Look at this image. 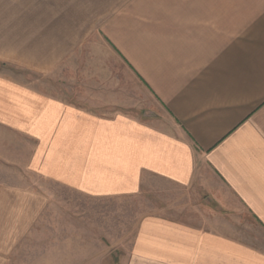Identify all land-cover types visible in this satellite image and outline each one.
I'll return each instance as SVG.
<instances>
[{"label":"crops","instance_id":"0c3cea01","mask_svg":"<svg viewBox=\"0 0 264 264\" xmlns=\"http://www.w3.org/2000/svg\"><path fill=\"white\" fill-rule=\"evenodd\" d=\"M33 15L38 38L12 41L11 19ZM0 58L75 74L67 94L0 74V129L33 142L35 173L91 199L138 194L151 177L233 196L264 232V0H0ZM140 82L158 104L147 117L123 111ZM16 195L0 186V258L42 215V195ZM122 264H264V247L152 214Z\"/></svg>","mask_w":264,"mask_h":264},{"label":"rangeland","instance_id":"374dc122","mask_svg":"<svg viewBox=\"0 0 264 264\" xmlns=\"http://www.w3.org/2000/svg\"><path fill=\"white\" fill-rule=\"evenodd\" d=\"M35 7L34 3H11L12 11L24 16L27 14L25 10L34 14ZM66 13L60 10V25L65 23ZM24 16L18 20L11 19L12 41L38 38L32 31L34 15L32 18ZM109 38L92 35L89 41L97 43L104 39L111 42ZM28 49L21 53H27ZM15 51V55L19 54L18 50ZM57 71L53 75L50 69H38L17 60L0 58V74L48 93L67 94L75 84L74 71L66 65ZM138 97V107H123V111L133 109L131 111L135 114L147 117L158 104L141 82ZM25 140L0 129V186L16 190L24 197L22 204L34 202L42 195L43 211L13 247L10 257L0 258V264H122L131 250L140 220L152 214L217 228L257 247H264V232L260 224L252 214L238 207L233 196L216 199L199 188H184L168 180L151 177L145 180L138 194L87 198L32 171L28 161L33 142ZM21 197H18L20 203Z\"/></svg>","mask_w":264,"mask_h":264}]
</instances>
